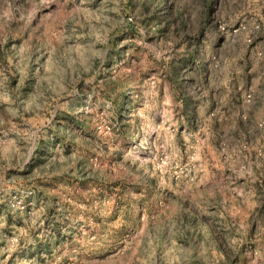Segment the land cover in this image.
I'll list each match as a JSON object with an SVG mask.
<instances>
[{"label": "rangeland", "instance_id": "rangeland-1", "mask_svg": "<svg viewBox=\"0 0 264 264\" xmlns=\"http://www.w3.org/2000/svg\"><path fill=\"white\" fill-rule=\"evenodd\" d=\"M0 264H264V0H0Z\"/></svg>", "mask_w": 264, "mask_h": 264}]
</instances>
